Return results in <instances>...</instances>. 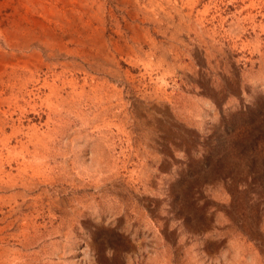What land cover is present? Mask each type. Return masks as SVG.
Here are the masks:
<instances>
[{
	"label": "rangeland",
	"instance_id": "obj_1",
	"mask_svg": "<svg viewBox=\"0 0 264 264\" xmlns=\"http://www.w3.org/2000/svg\"><path fill=\"white\" fill-rule=\"evenodd\" d=\"M0 264H264V0H0Z\"/></svg>",
	"mask_w": 264,
	"mask_h": 264
}]
</instances>
